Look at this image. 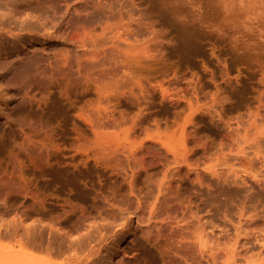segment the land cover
Segmentation results:
<instances>
[{"label": "rangeland", "instance_id": "374dc122", "mask_svg": "<svg viewBox=\"0 0 264 264\" xmlns=\"http://www.w3.org/2000/svg\"><path fill=\"white\" fill-rule=\"evenodd\" d=\"M35 16L0 26V264H264V0Z\"/></svg>", "mask_w": 264, "mask_h": 264}, {"label": "bare ground", "instance_id": "6f19581e", "mask_svg": "<svg viewBox=\"0 0 264 264\" xmlns=\"http://www.w3.org/2000/svg\"><path fill=\"white\" fill-rule=\"evenodd\" d=\"M54 1H56V0H0V9L1 10H5V13L0 12V26L1 27L2 26H6V25L11 26L13 24H17V21H19L20 24H27L30 21V18L32 19V18L36 17L35 13L38 12L40 10V8L44 4H46L48 2H54ZM33 23H35V22H33ZM3 28L5 30L6 27H3ZM2 32H4V31H2ZM5 34H6V32H5ZM2 36H3V33H0V38ZM10 39L11 38H9V41H10ZM4 41H6V40H4ZM139 202H140V200L138 201V203ZM149 217H151V216H149ZM151 218H150V220H151ZM197 222H198L197 223L198 225H197L196 231L194 233L190 234V240L193 239L192 240L193 243L198 245L201 249L206 247L208 249V251H209L208 253L210 255H213L215 247H216V242H215V233H214V230H213V227H212L213 226L212 222H208L205 219V217L199 218ZM130 233H131V231H130ZM181 237H182L183 240H186L187 239V234L185 233ZM181 237H180V239H181ZM183 240H181V241H183ZM179 243H181V242H179ZM28 245H29V243H28ZM181 245L183 246L184 244H181ZM30 246L31 245H29V247ZM20 248H21V246H20ZM22 249H23V247H22ZM38 249H40V247ZM24 250H25V248H24ZM27 250H29V249H27ZM26 256H27V258L24 259V261H21V262H18V263L14 261V263H17V264H32L33 257H31L29 255H25V257ZM39 258H38V260H39ZM49 260L51 261V259H47L46 258L45 261H47V263H48ZM33 261L37 262V259L35 258V260H33ZM53 262L55 263V261H53ZM14 263H12V264H14ZM38 263L42 264L41 261L37 262V264ZM33 264H36V263L33 262Z\"/></svg>", "mask_w": 264, "mask_h": 264}]
</instances>
